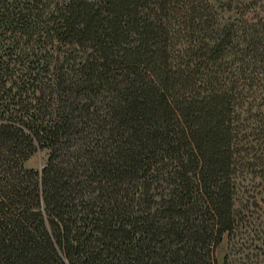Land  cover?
Instances as JSON below:
<instances>
[{
    "label": "trees",
    "instance_id": "16d2710c",
    "mask_svg": "<svg viewBox=\"0 0 264 264\" xmlns=\"http://www.w3.org/2000/svg\"><path fill=\"white\" fill-rule=\"evenodd\" d=\"M246 7L0 0V264L255 258L264 7Z\"/></svg>",
    "mask_w": 264,
    "mask_h": 264
},
{
    "label": "rangeland",
    "instance_id": "374dc122",
    "mask_svg": "<svg viewBox=\"0 0 264 264\" xmlns=\"http://www.w3.org/2000/svg\"><path fill=\"white\" fill-rule=\"evenodd\" d=\"M244 3H247L246 13L249 15L253 13H258L257 11L261 10L260 7H264V0H244ZM251 17L253 18V15H251ZM47 159H48L47 153L40 152L31 159L28 166L36 170H42L46 165ZM260 201H263L262 203H259L260 208L255 209L253 216L251 218V222L253 223V225H255L256 223V220L254 219H258L259 216L264 215V196L260 197ZM243 233H245V231H243ZM246 248L250 249L247 252L248 254H251L252 256H255V255L256 256L250 261L248 260L246 262H243L244 264H264V239L263 237L258 236L256 237V239H253L252 241H248V243L246 244ZM227 251H228V247L225 246V248L221 250L220 256L223 257L227 253ZM239 258H243V256Z\"/></svg>",
    "mask_w": 264,
    "mask_h": 264
}]
</instances>
